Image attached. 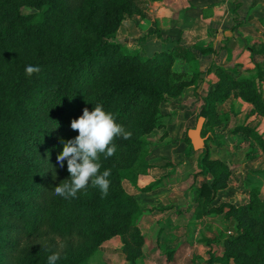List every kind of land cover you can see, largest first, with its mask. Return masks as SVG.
Returning a JSON list of instances; mask_svg holds the SVG:
<instances>
[{
    "label": "trees",
    "instance_id": "16d2710c",
    "mask_svg": "<svg viewBox=\"0 0 264 264\" xmlns=\"http://www.w3.org/2000/svg\"><path fill=\"white\" fill-rule=\"evenodd\" d=\"M117 1L0 0V127L4 125L0 129V139L4 141L0 148V264H48V256L54 253L60 256L56 264H83L81 259L98 248L94 236L130 230L129 225L141 211L134 197L117 196L120 176L111 161L101 163L100 168V174L106 169L111 172L107 179L112 192L106 197L91 184L76 198L53 195L54 187L70 178L67 161L60 168L57 156L63 150L60 139H73L79 134L71 129V121L83 114L82 103L90 111L95 104H101L117 123L129 118L133 122L132 107L138 103L139 91L148 88L140 81L123 77L89 96L83 95L84 82L94 70L113 64L123 67L135 61L120 54V46L110 40L111 32L105 29L106 21L98 15L104 10H120L114 6ZM44 4L47 6L36 13L35 9ZM82 6L86 14L80 16ZM35 15L36 22L32 18ZM145 57L146 64L156 65L159 73H170L177 80L182 79V74L170 71L169 65L177 59L191 62L195 58L191 49L180 44ZM29 65L39 66L41 71L26 76ZM215 72L227 89L219 83L207 92L204 110L210 117L216 104L227 98L228 90L233 88L239 89L245 101L259 105L253 89L249 91L254 86L253 79H234L222 67H216ZM199 74H192L190 80ZM236 130L245 129L240 126ZM13 139L14 151H10L8 144ZM141 143L136 136L127 140L118 136L114 140L122 154L128 148L135 151ZM197 166L201 175L209 174L212 179L210 183L204 180L199 187L195 217L226 209L225 216L234 223V231L222 234L221 239H204L222 248L220 255L210 254L207 263L264 264V200L250 188L251 198L246 203L208 206L227 177L228 168L224 161L211 159L207 150L199 155ZM142 244L143 236L138 230L124 241L122 251L133 262Z\"/></svg>",
    "mask_w": 264,
    "mask_h": 264
},
{
    "label": "rangeland",
    "instance_id": "374dc122",
    "mask_svg": "<svg viewBox=\"0 0 264 264\" xmlns=\"http://www.w3.org/2000/svg\"><path fill=\"white\" fill-rule=\"evenodd\" d=\"M17 1L21 3L23 0ZM46 6L47 4H44L43 8H37L35 12H41ZM114 6L120 7V10H109L108 12L104 10L103 14L98 15H101L103 21H106L104 24L105 29L111 32L110 40L120 46V54L134 58L135 61L123 67L113 64L107 68L104 67L105 69L94 70L84 82L85 91L83 95L89 96L94 91H99L110 81L123 77H130L132 81H140L148 87L139 91L138 103L132 107V111L135 112L133 122L130 118L126 122H118L132 133L131 136H136L141 140V145L135 151H131L126 147V154L120 153L116 148V152L112 157L105 159L103 154L100 156V163L111 161L117 165L115 167L116 175L118 178L120 176V188L117 190V196L120 199L134 197L136 200L142 201V198L145 197L143 192H147L145 191L148 190L147 187L152 190L154 186L161 184L165 177L170 176L173 172L175 173L174 169L183 162V159L187 160L191 156L199 157L204 150H192L187 137V130L195 126L199 115H203L206 122L203 124L202 135L210 132L206 140V150L211 157L224 161L228 168L227 177H224L221 187L215 190L214 197L208 206L217 207L223 202L233 203L234 205L246 203L251 198V189L259 193V199L264 200V147L258 140L261 139L264 143V61H260L258 55L246 56L241 53L233 67L218 66L222 67L234 79L239 80L246 77L253 79L254 86L253 88L250 86L249 91L253 89L260 106L245 101L239 89L233 88L228 90L227 98L216 104L215 112L210 117L208 111L204 110L207 92L213 90L219 83L222 88L227 89L219 81L217 73H211L212 76L206 75L207 78L196 77L190 80L192 74H196V72L204 74L208 70L205 63L202 67L197 57L191 62L177 59L169 65L170 71L182 74L181 80L171 77L170 73H159L156 70V65L151 66L145 63V56H152L155 52L165 49L154 50L152 47L148 48L145 42L140 43L139 41V44H136V41L132 40L133 38L139 39L136 32L145 36L148 35L147 31L143 32L141 28H138V23L144 20L142 11L145 9L146 1L125 0V3L122 4L121 0H118ZM26 8L30 11L29 7ZM82 9L83 12L80 10V16L86 14L83 6ZM54 10L58 13L57 9ZM32 18L36 22L37 16L35 15ZM32 18H30V25ZM137 57L141 59L139 60ZM161 66L165 65L161 64ZM81 107L84 109L88 105L83 102ZM116 112L119 115L121 114L120 110ZM208 119L211 122L208 123ZM240 126H243L245 130L237 131V127ZM3 127L2 124L0 129ZM0 140V148H2L4 141ZM15 141L16 139H13L8 144L10 151H14L13 144ZM150 170H152L151 177H148L147 180L142 182L143 185L139 186V176L148 174ZM191 175L193 178L189 186V192L185 193L188 195L189 200H193L195 197L198 198L199 179H204L199 173L198 166L197 170L192 172ZM111 192L112 190L109 189L108 194H111ZM192 204H190L191 207ZM195 206L192 208L194 211ZM225 210L219 213L212 212L208 216L210 226L215 227L214 230L219 234V237L223 236V229L227 224L229 228L225 233L234 231V228H232L234 223L225 216ZM141 213L140 211L136 215L132 225H129L131 229L125 230L126 232L109 235L105 231L94 236L93 240L98 248L108 240L118 238V241L122 244L120 247L122 250L124 241H128L138 230L143 236L142 248L145 235L140 231V227L143 226L140 218ZM196 225L199 226L201 223ZM202 228L203 226L201 228L196 227L194 234L197 239H203L206 234L205 229ZM196 244L195 247H200L201 251H204V249L206 251L205 256L202 257H198L199 255L196 254L198 259L196 260L194 257L193 264L199 263V258H202L203 262H207L212 248L215 247L216 252L221 250V247H217L218 245L205 244L204 240ZM98 248L89 254L86 259L80 258V262L83 264H98L99 259L95 254ZM173 252L174 250H165L159 257L153 256L151 260L154 263L151 264H157L158 260L170 259ZM122 254L126 264H136L135 261L141 257V254L135 256L133 262H131L125 251H122ZM122 262L123 260L117 257L114 258L113 264H122Z\"/></svg>",
    "mask_w": 264,
    "mask_h": 264
},
{
    "label": "crops",
    "instance_id": "0c3cea01",
    "mask_svg": "<svg viewBox=\"0 0 264 264\" xmlns=\"http://www.w3.org/2000/svg\"><path fill=\"white\" fill-rule=\"evenodd\" d=\"M145 1L146 6L142 11L144 20L138 23V28L143 32L147 31L148 35L136 32L139 39L132 40L136 41V44H139V41L145 42L148 48L152 47L154 50H167L176 44L191 49L202 67L205 63L208 68L207 73H200L199 77L212 76L211 73H216L215 68L218 66L233 67L241 53L246 56L258 55L259 60L264 61V0ZM210 158L215 159L211 156ZM197 159L198 157L192 156L187 160L183 159L174 169L175 173L165 177L162 183L154 186L152 190L143 192L145 197L142 201L137 200L142 212L140 218L143 226L140 231L145 235V240L141 257L135 261L136 264L154 263L152 257H159L165 250L174 252L170 259L158 260L157 264H193V258L198 259L196 254L202 257L206 251L195 247L196 243L206 238L212 241L222 238L215 232V227L210 226V214L195 217L192 208L196 205V197L189 200L185 194L189 192L193 178L191 173L197 170ZM151 172L152 170L139 176V186L151 177ZM203 177L204 179H199L200 185L204 180L210 183L211 175ZM198 223L201 225L197 226ZM202 226L206 234L203 239H197L194 234L196 227ZM228 228L227 224L223 232ZM206 243L218 245L211 241ZM121 246L118 238L100 245L95 253L99 259L98 264H113L114 258L117 257L123 260L122 264H126ZM217 247L220 248V245ZM215 250L214 247L209 253H222V248L219 252ZM199 259L197 264H208L203 262L202 258Z\"/></svg>",
    "mask_w": 264,
    "mask_h": 264
},
{
    "label": "clouds",
    "instance_id": "9594fccd",
    "mask_svg": "<svg viewBox=\"0 0 264 264\" xmlns=\"http://www.w3.org/2000/svg\"><path fill=\"white\" fill-rule=\"evenodd\" d=\"M40 71L39 66L29 65L25 74L31 77ZM71 129L79 134L73 139L61 138L63 150L57 156L60 168H63L67 161L70 178L54 187L53 195L64 199L76 198L78 192L91 184L92 187L99 188L102 197H106L110 187L107 178L111 172L106 169L100 174V156L103 154L105 159L112 157L116 152L115 138L119 136L127 140L131 138L132 133L118 124L113 114L106 112L101 104H95L91 111L85 107L83 114L71 121ZM53 178H56L55 173ZM59 259V253H54L48 256L47 261L48 264H56Z\"/></svg>",
    "mask_w": 264,
    "mask_h": 264
},
{
    "label": "water",
    "instance_id": "95a60500",
    "mask_svg": "<svg viewBox=\"0 0 264 264\" xmlns=\"http://www.w3.org/2000/svg\"><path fill=\"white\" fill-rule=\"evenodd\" d=\"M204 121L205 117L199 115L195 126L187 130V137L193 151L206 150L207 148L206 140L208 139L210 132L202 135Z\"/></svg>",
    "mask_w": 264,
    "mask_h": 264
}]
</instances>
